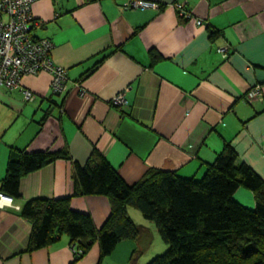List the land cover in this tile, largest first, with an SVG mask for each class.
<instances>
[{
    "label": "crops",
    "instance_id": "crops-1",
    "mask_svg": "<svg viewBox=\"0 0 264 264\" xmlns=\"http://www.w3.org/2000/svg\"><path fill=\"white\" fill-rule=\"evenodd\" d=\"M129 1L33 4L32 33L53 41L55 62L68 70V89L53 94L46 71L21 79L33 101L21 88H0V187L12 150L68 149L85 165L96 148L134 185L150 169L199 179L225 142L237 153L236 165H248L264 181V0H147L156 9ZM177 2L192 19L180 17ZM253 85L262 96L249 99ZM120 93L124 102L115 105ZM73 191L72 163L59 158L22 176L15 203L70 197V207L101 228L111 212L109 198ZM234 198L256 207L248 188H238ZM130 208L138 238L121 241L104 258L95 243L76 262L67 235L27 251L32 223L20 210L0 209V264H132L133 258L143 264L141 255L157 251L158 230Z\"/></svg>",
    "mask_w": 264,
    "mask_h": 264
},
{
    "label": "trees",
    "instance_id": "trees-1",
    "mask_svg": "<svg viewBox=\"0 0 264 264\" xmlns=\"http://www.w3.org/2000/svg\"><path fill=\"white\" fill-rule=\"evenodd\" d=\"M211 36L218 32L212 30ZM59 158L72 163L73 195L107 196L110 215L97 228L89 214L70 207V197L28 200L20 210L32 223L27 251L67 235L81 250L73 262L86 256L95 243L101 258L107 257L121 241L138 238L139 228L128 212L133 207L155 224L168 246L147 264H264V181L248 165H236L231 143L225 142L199 179L150 169L134 185H128L96 148L85 165L74 161L68 149L12 150L0 190L20 200L22 176ZM240 187L254 193V209L234 198ZM132 260L134 264L136 259Z\"/></svg>",
    "mask_w": 264,
    "mask_h": 264
},
{
    "label": "built area",
    "instance_id": "built-area-1",
    "mask_svg": "<svg viewBox=\"0 0 264 264\" xmlns=\"http://www.w3.org/2000/svg\"><path fill=\"white\" fill-rule=\"evenodd\" d=\"M38 0H0V88H21L27 101L35 99L34 94L21 85L24 75L37 74L42 71L51 74V90L53 94L62 95L68 89V70L58 65L52 51L54 43L49 38H36L32 31L36 24L32 14V6ZM128 6L146 9L158 8L159 5L147 0H130ZM173 7L178 14L189 20L192 19L190 11L185 9L183 3H175ZM199 25L202 20H196ZM220 51H225L224 48ZM262 96L258 85L250 88L248 98L254 99ZM124 102V93L113 99L115 105ZM13 207L21 210L15 199L0 190V209ZM74 253H80L77 245L72 244Z\"/></svg>",
    "mask_w": 264,
    "mask_h": 264
},
{
    "label": "rangeland",
    "instance_id": "rangeland-1",
    "mask_svg": "<svg viewBox=\"0 0 264 264\" xmlns=\"http://www.w3.org/2000/svg\"><path fill=\"white\" fill-rule=\"evenodd\" d=\"M131 211H135V213H137V215H139V217H142V219H144V221H149L143 217L142 213L137 208L132 207V208H130V212ZM155 234H156L157 241L153 242V250H157V251H155V253H153L154 255L153 254L151 255V253H148V252L146 254L141 255L140 262H142L143 264H147L153 257H155L159 254H162L167 250L168 246L162 240L161 236L159 235V232L158 233L155 232Z\"/></svg>",
    "mask_w": 264,
    "mask_h": 264
}]
</instances>
